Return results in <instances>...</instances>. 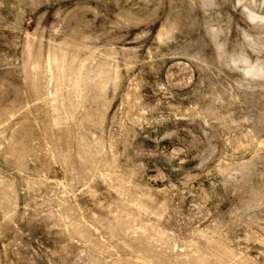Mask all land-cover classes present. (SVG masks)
<instances>
[{
    "label": "rangeland",
    "instance_id": "obj_1",
    "mask_svg": "<svg viewBox=\"0 0 264 264\" xmlns=\"http://www.w3.org/2000/svg\"><path fill=\"white\" fill-rule=\"evenodd\" d=\"M0 264H264V0H0Z\"/></svg>",
    "mask_w": 264,
    "mask_h": 264
}]
</instances>
